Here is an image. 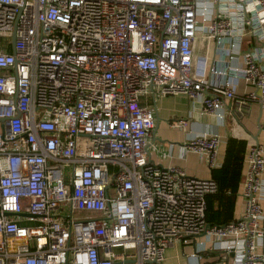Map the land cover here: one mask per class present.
I'll list each match as a JSON object with an SVG mask.
<instances>
[{
  "label": "built area",
  "instance_id": "2783aa9c",
  "mask_svg": "<svg viewBox=\"0 0 264 264\" xmlns=\"http://www.w3.org/2000/svg\"><path fill=\"white\" fill-rule=\"evenodd\" d=\"M171 95L220 121L264 105V0H0V264H163L201 238L263 264L264 147L247 143L239 218L209 226L216 182L147 159L143 100ZM226 141L187 149L214 169Z\"/></svg>",
  "mask_w": 264,
  "mask_h": 264
},
{
  "label": "crops",
  "instance_id": "0c3cea01",
  "mask_svg": "<svg viewBox=\"0 0 264 264\" xmlns=\"http://www.w3.org/2000/svg\"><path fill=\"white\" fill-rule=\"evenodd\" d=\"M143 105L153 110L154 128L150 133L145 147L147 159L150 163L160 167H176L188 177L196 179H211V169L200 157L187 149L190 139L198 134H219L227 140L229 137L246 141L257 142L264 147V105L258 103L244 105L228 103L223 111V120L206 117L201 113L200 105L184 95H171L157 97L154 101L144 99ZM187 119L188 126L185 130L169 127V122L174 119ZM231 121L228 124L227 121ZM238 129L233 130V126ZM225 144L220 149L216 159V167L223 162ZM264 182V173L262 175ZM264 211V199L262 201ZM243 210V201L237 197L234 209V220L238 219ZM264 230V220H263ZM197 239L189 245L173 244L165 254L163 264H229L232 255L227 254L231 246L230 240H216L205 242ZM264 254L263 246L257 250ZM190 255H195L196 261L189 260ZM264 264V263H263Z\"/></svg>",
  "mask_w": 264,
  "mask_h": 264
},
{
  "label": "trees",
  "instance_id": "16d2710c",
  "mask_svg": "<svg viewBox=\"0 0 264 264\" xmlns=\"http://www.w3.org/2000/svg\"><path fill=\"white\" fill-rule=\"evenodd\" d=\"M246 146V141L229 137L221 166L211 169V179L216 182L218 191L206 196V221L209 226H222L234 221L235 203L245 170Z\"/></svg>",
  "mask_w": 264,
  "mask_h": 264
},
{
  "label": "rangeland",
  "instance_id": "374dc122",
  "mask_svg": "<svg viewBox=\"0 0 264 264\" xmlns=\"http://www.w3.org/2000/svg\"><path fill=\"white\" fill-rule=\"evenodd\" d=\"M227 123H228V124H231V121L229 120V121H227ZM236 129H238V127L234 125V126H233V130H236ZM117 251H120V250H117Z\"/></svg>",
  "mask_w": 264,
  "mask_h": 264
},
{
  "label": "water",
  "instance_id": "95a60500",
  "mask_svg": "<svg viewBox=\"0 0 264 264\" xmlns=\"http://www.w3.org/2000/svg\"><path fill=\"white\" fill-rule=\"evenodd\" d=\"M254 141H257V139H256V138H254Z\"/></svg>",
  "mask_w": 264,
  "mask_h": 264
}]
</instances>
